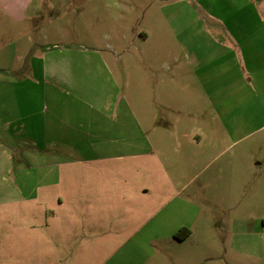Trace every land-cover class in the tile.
Wrapping results in <instances>:
<instances>
[{
  "label": "crops",
  "instance_id": "0c3cea01",
  "mask_svg": "<svg viewBox=\"0 0 264 264\" xmlns=\"http://www.w3.org/2000/svg\"><path fill=\"white\" fill-rule=\"evenodd\" d=\"M179 1L158 0L150 7L142 0H45V11L69 2L90 4V19L82 24L76 9L67 21L53 15L41 41L28 39L25 53L13 55L22 63L0 67V175L14 176L15 192L0 198V206L12 204L26 215L37 192L45 191L46 227L56 220L59 232L66 223L79 232L73 258L94 251L102 255L98 264H175L178 251L181 264L211 262L210 249L216 246L202 237L208 221L179 194L169 170L146 169L143 124L109 63L119 59V46L158 47L144 20L157 23L160 10L170 15ZM38 2L0 0V17L24 19ZM98 5L105 12L100 19ZM183 5L196 14L201 37L186 42V57L201 90L209 97L208 88L214 89L216 110L224 116L236 107L222 97L227 88L264 90V0H187ZM139 57L143 63L159 59L155 53L147 60L140 51ZM149 74L155 85L164 86L160 90L176 88L170 71L168 79ZM141 106L151 109L149 103ZM188 124V119L180 124L185 137L201 140L199 131H187ZM35 171L44 184L33 182ZM238 220L245 233L254 228L253 218ZM181 228L189 229L184 240L174 237Z\"/></svg>",
  "mask_w": 264,
  "mask_h": 264
},
{
  "label": "rangeland",
  "instance_id": "374dc122",
  "mask_svg": "<svg viewBox=\"0 0 264 264\" xmlns=\"http://www.w3.org/2000/svg\"><path fill=\"white\" fill-rule=\"evenodd\" d=\"M41 1L36 4L38 7L35 4L29 7L24 19L14 21L1 15L0 67L10 68L22 63V60L16 62L13 55L25 53L28 39L41 41L43 26L53 15L67 21L68 14L76 9L82 24L90 19V4L69 2L45 11V0ZM142 1L151 7L158 0ZM186 1L180 0L176 12L172 9L170 15L169 12L161 14L160 10L157 23L148 18L144 20L145 25L153 29L152 37L159 43L158 47L148 44L143 48L138 43L119 46L116 48L119 59L109 58V63L127 99L136 108L133 113L143 124L146 169L158 165L169 170L179 194L196 204L200 218H206L209 223L208 229L202 232V237L206 234L210 244L216 246L210 249L209 264H264V90L227 88L222 97H230V104L236 107L224 116L218 113L217 101L212 98L214 89L208 88L209 97L205 89L201 90L186 57L189 50L186 42L201 40L199 20L196 14L187 11L183 5ZM97 9V18L105 17L103 7L98 5ZM104 26L108 34L109 28ZM210 34L217 38L212 31ZM100 48L109 55L106 48ZM139 51L147 60L155 53L159 59L143 63ZM169 56H175L178 62ZM169 71L176 80V88L168 86V90H160L164 86L155 85L152 81L155 78L149 72L168 79ZM142 102L149 103L151 109L143 108ZM201 118L206 120L204 124ZM185 119L189 123L187 131L190 134L199 131L203 136L201 140L185 137V127L180 125ZM41 179L42 175L35 171L33 182H41ZM13 181L12 175H0V198L15 196L10 187ZM240 218H253L254 228L245 233L244 225L237 223ZM50 223L51 229H48L45 191L37 192L36 200L28 204L26 215L18 208L15 212L12 204L1 205L0 264L100 263L101 253L94 251L73 258L71 254L80 246V240L74 238L79 232L75 233L67 223L59 232L56 220ZM175 254V264H181L179 252Z\"/></svg>",
  "mask_w": 264,
  "mask_h": 264
},
{
  "label": "trees",
  "instance_id": "16d2710c",
  "mask_svg": "<svg viewBox=\"0 0 264 264\" xmlns=\"http://www.w3.org/2000/svg\"><path fill=\"white\" fill-rule=\"evenodd\" d=\"M189 234L188 228H181L175 234L174 237L178 240H184Z\"/></svg>",
  "mask_w": 264,
  "mask_h": 264
}]
</instances>
